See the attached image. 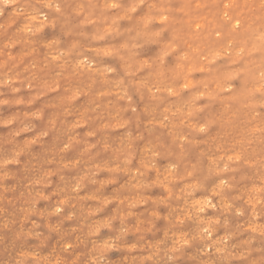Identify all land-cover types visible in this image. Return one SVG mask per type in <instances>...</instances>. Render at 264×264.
Masks as SVG:
<instances>
[{
    "label": "rangeland",
    "instance_id": "rangeland-1",
    "mask_svg": "<svg viewBox=\"0 0 264 264\" xmlns=\"http://www.w3.org/2000/svg\"><path fill=\"white\" fill-rule=\"evenodd\" d=\"M263 11L0 0V264H264Z\"/></svg>",
    "mask_w": 264,
    "mask_h": 264
},
{
    "label": "bare ground",
    "instance_id": "bare-ground-1",
    "mask_svg": "<svg viewBox=\"0 0 264 264\" xmlns=\"http://www.w3.org/2000/svg\"><path fill=\"white\" fill-rule=\"evenodd\" d=\"M138 2V1H137ZM49 4V3H48ZM51 6V5H50ZM155 6V5H154ZM160 6V5H159ZM168 7V6H167ZM30 9V8H29ZM162 9V8H161ZM244 12V11H243ZM248 12V11H247ZM264 12V11H263ZM16 13V12H15ZM243 15V14H242ZM17 16V15H16ZM244 17V16H243ZM36 19V18H35ZM162 19V18H161ZM163 19H165V18H163ZM256 21V20H255ZM19 23V22H18ZM197 23V22H196ZM235 23V22H234ZM238 23V22H237ZM201 24V23H200ZM236 24V23H235ZM195 25V24H194ZM235 26V25H234ZM249 26V25H248ZM250 29V28H249ZM244 30V29H243ZM232 31V30H231ZM245 31V30H244ZM27 32V31H26ZM155 32V31H154ZM229 33V32H228ZM235 33V32H234ZM156 34V33H155ZM155 36V35H154ZM259 36V35H258ZM218 40V39H217ZM240 40V39H239ZM51 41V40H50ZM110 49V48H109ZM166 50V49H165ZM62 51V50H61ZM224 52V51H223ZM210 54V53H209ZM223 54V53H222ZM211 55V54H210ZM230 55V54H229ZM52 56V55H51ZM234 57V56H233ZM239 58V57H238ZM237 58V59H238ZM262 58V57H261ZM145 60V59H144ZM158 62H160V61H158ZM180 64V63H179ZM208 69V68H207ZM229 70H230V68H229ZM236 72V71H235ZM130 74V73H129ZM185 74V73H184ZM182 75V74H181ZM107 76V75H106ZM76 77V76H75ZM209 77V76H208ZM61 78V77H60ZM212 78V77H211ZM105 79V78H104ZM205 79V78H204ZM120 80V79H119ZM209 80V79H208ZM49 82V81H48ZM121 82V81H120ZM184 85V84H183ZM189 86V85H188ZM182 87V86H181ZM185 87V86H184ZM170 89H171V87H170ZM253 89V88H252ZM173 90V89H172ZM78 93V92H77ZM85 94V93H84ZM90 95V94H89ZM192 96V95H191ZM198 97H200V96H198ZM163 98V97H162ZM192 98V97H191ZM159 99V98H158ZM157 99V100H158ZM94 101V100H93ZM162 101V100H161ZM108 104V103H107ZM204 106V105H203ZM88 110V109H87ZM193 113V112H192ZM77 123V122H76ZM53 124V123H52ZM200 129V128H199ZM201 130V129H200ZM87 133V132H86ZM33 140V139H32ZM152 150V149H151ZM223 154V153H222ZM239 155V154H238ZM232 156H234V155H232ZM115 157V156H114ZM177 157V156H176ZM122 158V157H121ZM74 161V160H73ZM76 162V161H75ZM167 167V166H166ZM167 170V169H166ZM134 171V170H133ZM136 171V170H135ZM253 172V171H252ZM162 173V172H161ZM169 173V172H168ZM167 173V174H168ZM190 173V172H189ZM188 173V174H189ZM165 175V174H164ZM46 176V175H45ZM172 178V177H171ZM133 179V178H132ZM37 182V181H36ZM156 183V182H155ZM193 184V183H192ZM228 185V184H227ZM167 186V185H166ZM255 186V185H254ZM262 186V185H261ZM220 187V186H219ZM4 188V187H3ZM140 188V187H139ZM191 188V187H190ZM253 188V187H252ZM260 189V188H259ZM148 190V189H147ZM180 190V189H179ZM190 191V190H189ZM38 193V192H37ZM56 193V192H55ZM216 193V192H215ZM85 196H87V195H85ZM80 197V196H79ZM99 198V197H98ZM64 199V198H63ZM63 199H61V200H63ZM60 200V201H61ZM119 200V199H118ZM198 200V199H197ZM201 200V199H200ZM203 200V199H202ZM219 201V200H218ZM245 201V200H244ZM139 202V201H138ZM191 202V201H190ZM194 203V202H193ZM73 205V204H72ZM228 205V204H227ZM208 206V205H207ZM89 207V206H88ZM178 207V206H177ZM56 209V208H55ZM201 209V208H200ZM206 212V211H205ZM257 212V211H256ZM196 214V213H195ZM252 214V213H251ZM199 216V215H198ZM210 216V215H209ZM255 216V215H254ZM189 218V217H188ZM227 218V217H226ZM185 218H183V220H184ZM191 219V218H190ZM227 220V219H226ZM180 221H181V219H180ZM198 221V220H197ZM8 222V221H7ZM33 222V221H32ZM122 222V221H121ZM178 222V221H177ZM224 223V222H223ZM249 227V226H248ZM251 227V226H250ZM261 232V231H260ZM178 237V236H177ZM184 239V238H183ZM108 240V239H107ZM101 243V242H100ZM112 244H114V243H112ZM135 244V243H134ZM137 244V243H136ZM133 245V244H132ZM172 245V244H171ZM131 246V245H130ZM219 249V248H218ZM68 251V250H67ZM169 252V251H168ZM20 254V253H19ZM31 256V255H30ZM32 256H33V254H32ZM35 256V255H34ZM41 256V255H40ZM65 259V258H64ZM151 259H152V257H151ZM56 262V261H55ZM212 262V261H211ZM57 263V262H56ZM213 263V262H212Z\"/></svg>",
    "mask_w": 264,
    "mask_h": 264
}]
</instances>
